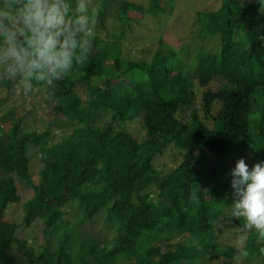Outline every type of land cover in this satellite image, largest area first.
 <instances>
[{"label":"trees","instance_id":"trees-1","mask_svg":"<svg viewBox=\"0 0 264 264\" xmlns=\"http://www.w3.org/2000/svg\"><path fill=\"white\" fill-rule=\"evenodd\" d=\"M92 1L89 60L54 92L38 89L25 106L16 82L0 80V264H21L19 256L30 264H234L239 249L232 242L245 220L232 215L231 154L250 167L264 161V7L221 0L200 12L199 35L219 36L220 46L200 48L192 77L177 69L179 54L163 36L136 32L147 13L163 11V0ZM112 5L117 18L137 25L111 30ZM128 43L140 57L129 54ZM193 191L197 202L190 201ZM22 204L21 224L3 218ZM101 210L114 237L78 232ZM70 213L74 222L65 219ZM224 224L234 236H225ZM243 248L264 264V238L255 230Z\"/></svg>","mask_w":264,"mask_h":264},{"label":"clouds","instance_id":"clouds-1","mask_svg":"<svg viewBox=\"0 0 264 264\" xmlns=\"http://www.w3.org/2000/svg\"><path fill=\"white\" fill-rule=\"evenodd\" d=\"M95 23L90 0H0V80L18 81L24 96L51 94L89 60ZM231 176L233 217L264 238V161L250 167L241 157ZM190 201H198L196 191Z\"/></svg>","mask_w":264,"mask_h":264},{"label":"rangeland","instance_id":"rangeland-1","mask_svg":"<svg viewBox=\"0 0 264 264\" xmlns=\"http://www.w3.org/2000/svg\"><path fill=\"white\" fill-rule=\"evenodd\" d=\"M136 1L139 4H143L145 6H148V0H133ZM169 0V2H166V0H163V11L157 16L154 17L151 14L147 13L145 17L142 19V23H144V27L140 28L138 27L136 30L137 33H141L145 31L147 28V31L153 33L151 36L156 39L158 36H163L166 41H168V47H173L175 51L179 54L176 59L177 62V69L183 70L188 76L191 75L194 77L195 71L194 69L197 68L198 60L196 59V55L199 53L200 48H209L211 52H216L219 49L220 46V38L219 36L215 35H206L205 37H201L199 35L200 30V24L201 19L199 20V14L205 9H217L220 6L221 0ZM93 1H90V10L92 14H97V7L96 5H93ZM116 7H118L116 5ZM115 5H112L106 14L107 19V25L109 28L113 29V26H136L135 20L123 18V20H120L116 17L117 15V9ZM133 15L140 16L139 13L133 12ZM112 16L115 17L112 21ZM196 20L200 23H195ZM109 29V30H110ZM111 29V30H112ZM110 30V32H111ZM195 30V31H194ZM130 34V33H127ZM126 34V35H127ZM130 36V35H129ZM104 38H106V34L103 35ZM129 41V40H128ZM128 48L130 51L129 54H132L133 58L140 57V48H132L130 49V44L128 43ZM126 52V51H125ZM179 56L181 58L186 57L187 59H190L189 62H184L185 60L182 59V61L179 60ZM195 59L196 62V68L194 64L192 63V60ZM183 62V63H182ZM192 65V66H191ZM189 73V74H188ZM190 76V77H191ZM15 87L17 89V96H20L21 90L18 91L19 88V82L17 81L15 83ZM8 86V84H6ZM1 86V85H0ZM6 87V86H5ZM5 87H0V95L5 94ZM83 93V92H81ZM15 97V95H14ZM33 100V96L30 94L28 96H25V99L22 100L25 103V106L30 105V102ZM34 99L39 102L38 96L37 98L34 96ZM19 100V99H18ZM21 100L17 101L15 104L19 105ZM29 103V104H27ZM3 128V127H2ZM132 128L137 132L139 136H144L145 131L143 129H140L138 125H133ZM231 156L237 161L240 156L238 153L233 152ZM164 160H167V157L163 158ZM40 168V164L38 161V156H34L32 159V177L34 179L38 178V170ZM20 185L21 191H25L29 193H24L26 198H29L31 195V192H33L32 188L27 184V182H23L20 179L17 181ZM32 198V196L30 197ZM29 198V199H30ZM25 200V198H23ZM27 201V200H26ZM21 206V207H20ZM15 205L14 207L7 208L6 217L4 216V219L10 218L12 221L21 224L24 220L25 212L22 205ZM66 220H72L75 221L74 214L70 213L66 216ZM225 225V224H224ZM223 225V226H224ZM78 232H85L93 235L94 237L98 238L99 240H108L116 235V227L115 225H112L108 220H106V212L104 210H101L93 219L86 220L81 225L78 226ZM21 230H23V234L25 237L29 239L30 231L25 227L21 226ZM229 226L224 227L225 236L231 237L234 236L235 233H233V229H230ZM228 231V232H227ZM248 230L245 228L244 232L238 236V240H234L232 244L238 247L239 251L234 259V264H255L253 260H251V257L248 256L244 251V239L248 235ZM222 239V238H221ZM103 242V241H102ZM226 244V242H224ZM19 261H21V264H30L29 261L25 256H19ZM80 257L79 252L76 251L74 254V258ZM120 262V261H119ZM122 264V263H118ZM124 264H131V263H124Z\"/></svg>","mask_w":264,"mask_h":264}]
</instances>
